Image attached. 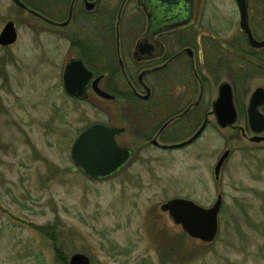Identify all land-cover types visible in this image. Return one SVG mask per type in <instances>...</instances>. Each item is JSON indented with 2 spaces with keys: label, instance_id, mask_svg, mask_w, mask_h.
<instances>
[{
  "label": "rangeland",
  "instance_id": "374dc122",
  "mask_svg": "<svg viewBox=\"0 0 264 264\" xmlns=\"http://www.w3.org/2000/svg\"><path fill=\"white\" fill-rule=\"evenodd\" d=\"M197 1L204 31L220 42L229 39L234 1ZM249 11L264 24V0H249ZM7 19L18 36L11 46H0V264L65 263L73 252L85 254L89 264H264V143L211 122L184 149L136 146L123 168L89 178L69 149L88 124L106 121L92 106L102 104L60 91L66 40L28 27L10 0H0V28ZM205 49L221 67L230 63V46L206 41ZM224 71L221 80L233 86L238 104L264 82L258 76L230 80ZM218 81L209 82L212 89ZM226 148L215 180L212 166ZM218 192L217 233L209 243L188 237L158 209L175 196L207 207Z\"/></svg>",
  "mask_w": 264,
  "mask_h": 264
},
{
  "label": "flooded vegetation",
  "instance_id": "af4514ba",
  "mask_svg": "<svg viewBox=\"0 0 264 264\" xmlns=\"http://www.w3.org/2000/svg\"><path fill=\"white\" fill-rule=\"evenodd\" d=\"M10 1L20 10L28 27L66 40L61 50L60 91L72 100H97L102 107L92 106L107 116L105 122H95L121 128L115 141L129 148L131 155L118 170L137 154L136 146H151L163 152L184 149L211 122L219 129L238 131L252 143H264V129L254 132L259 124L247 115L249 97L257 87L264 91V82L255 84L238 104L233 86L221 80L222 70L229 73L230 80L245 76L264 79V43H249L247 34L238 25V12L231 37L220 42L204 31L201 25L204 8L197 0L191 1L188 12L178 13L187 18L185 23L162 28L149 26V16L168 15L164 12L169 5L159 6V0H18L21 5ZM11 21L16 40L18 33ZM247 27L255 42L264 41V24L260 18L251 16L249 0ZM14 41L0 46L7 48ZM206 41L209 46L218 45L222 49L230 46V63L221 67L213 59L215 54H206ZM72 59H79L90 71L87 77L76 68L75 82L84 92L81 96H71L62 87L64 66ZM218 79L212 89L209 82L216 83ZM222 81L230 86L235 110V120L225 127L216 124L212 112V102ZM94 86L110 97L96 94ZM256 101V110L264 117V97ZM254 137L261 139H251ZM217 194L221 197L220 192Z\"/></svg>",
  "mask_w": 264,
  "mask_h": 264
},
{
  "label": "water",
  "instance_id": "95a60500",
  "mask_svg": "<svg viewBox=\"0 0 264 264\" xmlns=\"http://www.w3.org/2000/svg\"><path fill=\"white\" fill-rule=\"evenodd\" d=\"M18 4V0H14ZM159 6L163 3L169 5L165 16H149L150 27H165L185 23L187 18L178 15L179 12L189 11L192 0H159ZM238 12V25L247 36L251 45H260L264 41L255 42L249 34L247 27V0H233ZM165 5V6H167ZM164 7V6H162ZM160 8V7H159ZM160 10V9H159ZM163 12V11H162ZM163 22V24H160ZM15 40V29L11 20H6L0 29V45H7ZM76 68L82 70L89 77L87 70L79 59L69 60L63 70L62 87L71 96L84 95L83 89L77 88L75 82ZM95 80L93 81V83ZM96 94L102 97H110L109 94L93 87ZM264 97V91L257 87L249 97L247 103V115L249 120H255L259 126L253 131L258 133L264 129V117L256 110L258 97ZM212 112L216 124L219 127L229 126L235 120V110L231 101V89L226 81L219 83L217 95L212 102ZM201 130L199 128L192 138ZM121 128L95 122L87 125L73 140L69 156L73 164L89 178H103L116 172L131 155L127 147L119 146L115 141V135ZM190 138V139H192ZM254 140L261 138H251ZM189 141V140H187ZM186 142V141H185ZM182 142V143H185ZM179 143L177 145H180ZM229 150L224 149L217 157L212 168L213 178L218 179L219 168L228 155ZM221 202L220 194H217L211 205L204 207L190 199L183 197H171L158 205L160 211H164L168 218L180 226L181 230L190 238L203 243L211 242L217 233V213ZM58 264H89V258L80 252L71 253L65 263Z\"/></svg>",
  "mask_w": 264,
  "mask_h": 264
},
{
  "label": "trees",
  "instance_id": "16d2710c",
  "mask_svg": "<svg viewBox=\"0 0 264 264\" xmlns=\"http://www.w3.org/2000/svg\"><path fill=\"white\" fill-rule=\"evenodd\" d=\"M39 229H41L40 231H42V233L44 234V235H46V236H50V234H49V232H48V230H46V229H44L43 227L42 228H39ZM53 238V237H52ZM55 258H56V260H60L61 262H63L64 261V258L62 257H60V255H59V252H58V250L57 249H55Z\"/></svg>",
  "mask_w": 264,
  "mask_h": 264
}]
</instances>
